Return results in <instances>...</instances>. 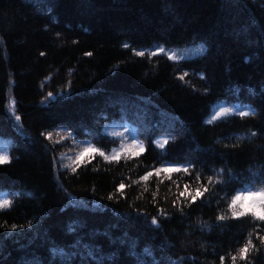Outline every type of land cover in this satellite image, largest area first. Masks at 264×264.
Returning <instances> with one entry per match:
<instances>
[{"label": "trees", "instance_id": "obj_1", "mask_svg": "<svg viewBox=\"0 0 264 264\" xmlns=\"http://www.w3.org/2000/svg\"><path fill=\"white\" fill-rule=\"evenodd\" d=\"M0 155V264H264V0H0Z\"/></svg>", "mask_w": 264, "mask_h": 264}, {"label": "snow or ice", "instance_id": "obj_2", "mask_svg": "<svg viewBox=\"0 0 264 264\" xmlns=\"http://www.w3.org/2000/svg\"><path fill=\"white\" fill-rule=\"evenodd\" d=\"M198 51H203V49H198ZM43 55V53H41ZM88 55H91V53H88ZM137 55L139 56H143L144 52L140 51L137 53ZM181 79H183V76L180 77ZM51 95V93L49 94ZM231 109H225L224 111H222L220 113V115H226L228 112H230ZM241 116H248L250 114L254 115L255 113H249L247 111H241L239 113ZM17 120L20 119L19 116L16 117ZM41 135H46V138L51 140L52 139V134L51 133H41ZM253 135H255V133H253ZM165 143H167V141H165ZM98 151L97 149L93 148V147H88L85 148L84 151L79 155V157L77 158V163L83 161L85 156L91 155L92 153ZM140 151H143V148H140ZM101 156H104L103 152L99 153ZM106 159H108V157H105ZM111 159L113 160H118L119 159V154H115L111 157ZM10 163V159L7 155H0V165L3 164H7ZM172 171H183L184 173H189V167H183V168H162V169H158L155 172V175L159 176L161 172H172ZM153 175L152 171H149L147 173V175L143 176V180L147 181L149 179V177H151ZM197 179H199V177H197ZM209 184H211V179H209ZM125 187V185L123 183L120 184L119 188L120 190H122ZM208 191V188L206 186H201L199 188H196L194 191L192 192H188V187L187 185L185 186V191L181 192L179 195L181 197L185 196V194L187 193L188 197L190 198V200L192 202H195L197 200L198 197H202L204 195L205 192ZM243 191V190H240ZM251 200L252 203L251 205H248L246 202ZM11 204L10 201L5 200L2 204H0V209L9 206ZM230 209H231V216L233 218H240L245 216L249 211L251 212V215L253 217H255L257 220L260 221H264V188H261L258 191H253L251 189H248L247 194L246 195H240L237 194L235 195L232 199H231V203H230ZM162 211V210H161ZM182 211V209H181ZM218 219L220 221L225 220V216L224 215H220L218 217ZM151 223L153 225H157L158 226V221L155 218L151 219ZM257 239H259L261 241V243H264V238L261 237H257ZM255 245L252 244V241L249 239L248 243L242 247L239 250V257L242 260H247L248 258V253L250 251V249H254ZM237 259L236 256L232 257V260L235 262V260Z\"/></svg>", "mask_w": 264, "mask_h": 264}]
</instances>
